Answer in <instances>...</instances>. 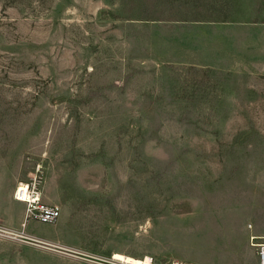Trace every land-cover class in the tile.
Wrapping results in <instances>:
<instances>
[{"label": "rangeland", "instance_id": "374dc122", "mask_svg": "<svg viewBox=\"0 0 264 264\" xmlns=\"http://www.w3.org/2000/svg\"><path fill=\"white\" fill-rule=\"evenodd\" d=\"M21 182L56 223H25ZM254 244L264 0H0V264H258Z\"/></svg>", "mask_w": 264, "mask_h": 264}, {"label": "built area", "instance_id": "2783aa9c", "mask_svg": "<svg viewBox=\"0 0 264 264\" xmlns=\"http://www.w3.org/2000/svg\"><path fill=\"white\" fill-rule=\"evenodd\" d=\"M14 198L16 201L25 205V223L34 221L42 224H54L60 218V208L49 205L43 201L42 194L35 182L19 183L16 186ZM255 239L256 237H252V240ZM254 247L257 249L259 264H264V244H254ZM146 259L147 258H145L144 261H146ZM149 264H155L153 257L149 258Z\"/></svg>", "mask_w": 264, "mask_h": 264}, {"label": "bare ground", "instance_id": "6f19581e", "mask_svg": "<svg viewBox=\"0 0 264 264\" xmlns=\"http://www.w3.org/2000/svg\"><path fill=\"white\" fill-rule=\"evenodd\" d=\"M117 257H118V255H117ZM128 262L132 263V264H149V258H147L146 261H140V260L134 259L132 257H129Z\"/></svg>", "mask_w": 264, "mask_h": 264}, {"label": "crops", "instance_id": "0c3cea01", "mask_svg": "<svg viewBox=\"0 0 264 264\" xmlns=\"http://www.w3.org/2000/svg\"><path fill=\"white\" fill-rule=\"evenodd\" d=\"M258 264H259V262H258Z\"/></svg>", "mask_w": 264, "mask_h": 264}, {"label": "trees", "instance_id": "16d2710c", "mask_svg": "<svg viewBox=\"0 0 264 264\" xmlns=\"http://www.w3.org/2000/svg\"><path fill=\"white\" fill-rule=\"evenodd\" d=\"M218 21V20H217Z\"/></svg>", "mask_w": 264, "mask_h": 264}]
</instances>
